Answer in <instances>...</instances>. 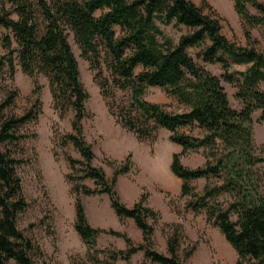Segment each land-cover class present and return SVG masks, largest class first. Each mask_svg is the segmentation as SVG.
Listing matches in <instances>:
<instances>
[{"label":"trees","instance_id":"obj_1","mask_svg":"<svg viewBox=\"0 0 264 264\" xmlns=\"http://www.w3.org/2000/svg\"><path fill=\"white\" fill-rule=\"evenodd\" d=\"M242 23L247 46L228 40L219 17L204 12L191 0H0V78L13 80L18 65L32 78L29 108L20 115L9 111L18 90H10L0 103V264H46L40 246L18 227V215L28 208L15 154L27 135L21 128L42 113L40 76L47 79L53 109L60 117L72 111V132L61 136L82 161L66 155L72 171L83 166L73 192L84 196L105 194L119 221L130 219L141 232L135 244L124 233L93 228L80 199L75 201L74 229L88 251L92 264H131L142 251L153 264H186L197 243L180 254L183 226L171 224L167 253L154 249L155 225L160 213L142 194L126 206L116 190L117 180L133 167L132 155L113 162L111 179L93 166L92 145L83 123L92 117L89 94L81 78L69 36L93 71L109 115L141 141L154 140L159 130L170 133L181 147L172 156L170 171L181 181L185 209L203 213L218 228L236 254L235 264H264V156L255 152L252 115L261 112L264 122V51L256 48L251 30L264 29V0H231ZM254 10L255 13H252ZM185 29L177 41L161 26ZM195 49V57L188 50ZM219 65L220 76L204 65ZM236 67H243L242 70ZM223 83L236 89L241 108L234 109ZM161 88L178 104L168 111L145 99L149 88ZM201 152L204 163L196 168L182 164L187 152ZM90 179L95 188L79 182ZM204 180L198 192L193 182ZM101 234L120 237L125 250L97 249ZM99 255H105L101 261Z\"/></svg>","mask_w":264,"mask_h":264},{"label":"rangeland","instance_id":"obj_2","mask_svg":"<svg viewBox=\"0 0 264 264\" xmlns=\"http://www.w3.org/2000/svg\"><path fill=\"white\" fill-rule=\"evenodd\" d=\"M191 1L203 8L206 14L219 17L221 32L228 40L247 46L242 23L231 0ZM251 12L255 13L254 10ZM161 29L174 41L185 33V29L172 25H162ZM251 36L256 48L264 51V29H252ZM69 42L79 65L81 81L89 94L86 106L92 117L84 121L83 127L85 138L92 145L95 154L92 164L102 168L107 178L111 179L112 163L123 162L129 154L132 155L133 167L129 173L118 178L116 190L126 206H132L144 194L153 209L162 211V214L158 211L161 218L155 225L154 249L166 254L167 234L171 232L169 226L180 223L183 226L180 254L197 243L196 251L185 261L186 264H235L236 254L218 228L208 224L203 213L194 214L184 207L186 198L181 196V181L170 171L172 156L180 153L181 147L170 141V133L164 129L159 130L154 140L139 142L133 133L116 123L109 115L94 80L95 71L82 57L72 34ZM188 52L195 57V49H189ZM204 66L216 76L222 74L219 65ZM38 81L42 87V113L36 121L21 128V133L27 137L21 141V149L15 154L19 160L17 173L28 202L26 211L18 215L19 229L40 246L46 256V264H92L88 260L86 246L74 229L75 201L80 199L87 220L93 228L112 229L127 234L135 244L141 243L142 237L135 224H130L129 219L123 222L118 220L107 195L84 196L73 192L76 182L69 181L67 177H80L83 166L79 164L76 166L77 171H72L65 156L79 161L82 158L71 144H62L61 136L72 132L71 121L74 114L69 111L60 117L53 109L47 79L40 76ZM223 86L230 105L239 110L240 102L234 96L236 89L226 83ZM14 89L19 93L9 113L20 116L29 108L34 81L23 74L18 65L15 67L13 80L6 75L0 78V103L5 99L6 93ZM261 89L264 91V86ZM145 99L166 106L168 111H180L176 101L161 88H149ZM260 117V111H255L252 115L254 144L256 154L264 156V122ZM181 161L186 167L196 168L204 163V158L201 152L190 151L181 157ZM79 183L95 188L94 181L90 179ZM192 185L200 192L205 181L198 180ZM97 249L125 250L126 244L120 237L101 234L97 240ZM98 257L101 261L106 259L105 255ZM116 264L126 263L119 260ZM131 264L153 263L146 260L143 252L139 251L131 257Z\"/></svg>","mask_w":264,"mask_h":264},{"label":"crops","instance_id":"obj_3","mask_svg":"<svg viewBox=\"0 0 264 264\" xmlns=\"http://www.w3.org/2000/svg\"><path fill=\"white\" fill-rule=\"evenodd\" d=\"M148 205L151 206V204H148ZM151 207L154 208L153 206H151ZM155 210L160 211V213L162 214V211H161L160 209L155 208ZM129 222H131L130 224H133V225H134V223H133L132 220L129 219ZM133 225H132V226H133ZM138 233H139V235H141V232H140V231H138ZM141 237H142V235H141Z\"/></svg>","mask_w":264,"mask_h":264}]
</instances>
